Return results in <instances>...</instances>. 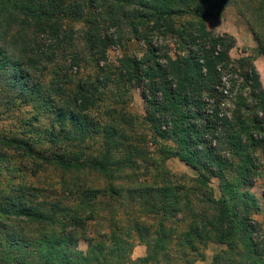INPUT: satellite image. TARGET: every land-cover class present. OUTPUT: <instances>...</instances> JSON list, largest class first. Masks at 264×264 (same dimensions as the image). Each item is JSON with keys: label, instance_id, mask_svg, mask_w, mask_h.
Wrapping results in <instances>:
<instances>
[{"label": "trees", "instance_id": "trees-1", "mask_svg": "<svg viewBox=\"0 0 264 264\" xmlns=\"http://www.w3.org/2000/svg\"><path fill=\"white\" fill-rule=\"evenodd\" d=\"M232 3L0 0V83L52 118L48 132L34 115L32 137H2L0 153L30 160L20 172L34 179L52 168L58 190L48 201V188L0 187V264H197L210 244L211 264H264L254 218L264 195L251 193L264 180V87L256 56L233 60L235 39L206 24ZM235 3L264 56V0ZM132 40L144 42L141 57L109 64L108 52ZM166 41L179 44L173 55ZM135 88L142 119L126 110ZM99 136L102 145L85 143ZM172 158L196 177L172 175ZM136 244L146 254L132 260Z\"/></svg>", "mask_w": 264, "mask_h": 264}, {"label": "rangeland", "instance_id": "rangeland-1", "mask_svg": "<svg viewBox=\"0 0 264 264\" xmlns=\"http://www.w3.org/2000/svg\"><path fill=\"white\" fill-rule=\"evenodd\" d=\"M190 16L181 17L180 19H190ZM207 28L209 31L217 34V35H227L229 37H233L235 39V47L230 51V57L233 60H238L241 58H247L250 56H257L256 50L253 49L254 42H251L252 37L250 34L249 27L247 25V21L244 16L241 15L238 4L233 3L219 8L211 17L206 19ZM68 25V23H67ZM82 28V25L75 26V29ZM127 39H130L131 36L127 35ZM251 39V40H250ZM153 41L156 45L163 47L165 42L153 38ZM253 41V40H252ZM169 44V49L171 54L173 55L177 48H179V44L174 41H166ZM1 47V46H0ZM145 50L144 42L140 40H132L129 43L125 44L123 47H118L116 49H112L108 52V62L109 64L115 65L117 60L120 59L123 55H130L141 57L142 53ZM92 73V69H91ZM44 82L50 81L51 76L49 72L44 73ZM237 78V76H235ZM7 79V78H6ZM43 80V79H42ZM129 104L127 105L126 110L131 114L142 119L144 116V102L141 97L140 89H133L129 94ZM15 104V105H14ZM231 110V108H229ZM35 113L31 110L29 106H24L20 104L19 97V88L15 93L10 91L8 85H6V81H2L0 83V138H17V139H29L31 136L30 133H34L29 129V125L31 123H36L35 120H31L34 117ZM39 119L38 125L41 126L42 130H46L48 132L52 131L50 127L52 118L45 113H42L41 116H36ZM37 125V124H36ZM57 130V129H56ZM55 130V131H56ZM143 133L146 131L142 130ZM37 137V136H35ZM41 138V137H40ZM87 139L85 141L89 146L94 145L95 143L101 142L103 143L102 138L100 136L98 138L95 137L93 140ZM149 151L153 153L156 158V152L158 146H155L153 140L149 139ZM45 150L49 151L50 146L46 142H44V146L41 147ZM0 151H3L0 149ZM24 162V163H22ZM31 161L19 160L12 156L8 152L0 153V187H4L6 185H13L14 183H22L26 182L27 184H33V186L43 189L48 188L51 194H40L41 199H46L48 201H53L54 198L57 197L58 190L56 186L52 188L55 183L56 172L49 168L43 173L40 172L37 179H34L33 176L28 173L20 172L22 166L32 167ZM165 169L169 171L172 175L182 176L183 178L186 176L187 178H195L196 173L185 166L182 162H180L177 158H172L165 162ZM142 168L145 167L144 163H141ZM19 175V177L13 179ZM185 177V178H186ZM14 180V181H12ZM118 183V182H117ZM211 189L213 190L214 196L216 198L220 197V184L216 179H213L211 182ZM52 188V189H51ZM251 193L256 195L258 198L262 199L264 195V180L260 179L257 181L255 186L251 189ZM261 204V203H260ZM129 204L126 202L124 206L121 208V212L127 211ZM258 222H260L264 228V213L260 212L254 217ZM79 250L85 251L87 246L84 243H80L78 246ZM219 251V247L210 244L204 250L205 253V261L198 262L197 264H211L213 256ZM146 254V248L142 245L136 244L131 252V259L136 260L144 257Z\"/></svg>", "mask_w": 264, "mask_h": 264}, {"label": "crops", "instance_id": "crops-1", "mask_svg": "<svg viewBox=\"0 0 264 264\" xmlns=\"http://www.w3.org/2000/svg\"><path fill=\"white\" fill-rule=\"evenodd\" d=\"M251 37H252V35H251ZM252 40H251V42H254L252 48L256 50L257 49V44L254 41L253 37H252ZM254 66H255L258 74L260 75V79H261L262 85L264 87V56H256L255 57V61H254Z\"/></svg>", "mask_w": 264, "mask_h": 264}]
</instances>
